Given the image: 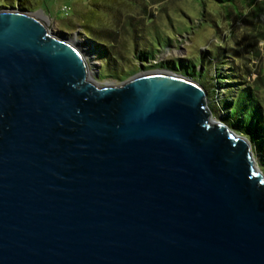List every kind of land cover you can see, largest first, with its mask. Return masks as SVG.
<instances>
[{"label": "water", "instance_id": "obj_1", "mask_svg": "<svg viewBox=\"0 0 264 264\" xmlns=\"http://www.w3.org/2000/svg\"><path fill=\"white\" fill-rule=\"evenodd\" d=\"M0 9V264H264V172L172 69L99 84Z\"/></svg>", "mask_w": 264, "mask_h": 264}, {"label": "trees", "instance_id": "obj_2", "mask_svg": "<svg viewBox=\"0 0 264 264\" xmlns=\"http://www.w3.org/2000/svg\"><path fill=\"white\" fill-rule=\"evenodd\" d=\"M44 1L1 0L0 9L15 8L17 5L33 11V8L41 7ZM79 1L87 3L85 13L89 17L96 16L97 23L103 21L109 13L106 9L112 3L105 0H73V3ZM123 1L134 9H141L142 13L126 14L121 25L104 22L98 26L87 21L94 18H82L83 23H80L85 26L81 33L94 43L103 58L99 78L123 81L150 66L171 68L198 81L210 96V90L215 93L218 88L214 85L215 77L210 74L215 66L220 72L216 75L217 79L235 83L230 88L232 99L220 102L229 106V114L223 122L250 139L264 172V0H190L198 7L192 9L196 16L188 11V7L170 4L169 0ZM153 5L156 10L151 9ZM203 21H211L223 39L233 43L230 48L219 45L217 58L208 48L202 51L203 58L208 57L211 62L207 78L205 64L192 65L187 56L178 58L180 67L177 58L169 62H152L158 53L183 44L181 37L184 35L188 34L190 38L188 26L198 28ZM223 65L225 68L221 70ZM253 74L256 76L253 77ZM209 105L213 112H217L219 107L211 101Z\"/></svg>", "mask_w": 264, "mask_h": 264}, {"label": "rangeland", "instance_id": "obj_3", "mask_svg": "<svg viewBox=\"0 0 264 264\" xmlns=\"http://www.w3.org/2000/svg\"><path fill=\"white\" fill-rule=\"evenodd\" d=\"M1 1V0H0ZM96 1V0H95ZM109 3V1H112L111 5L106 9L109 13L104 16L101 21V23H97L96 19L97 17H89L86 15L85 11L87 10V3L84 2H77L73 3V0H45L42 2L41 7L39 8H33V14L41 18L46 24L47 22L50 24L51 31L59 36H63L69 39H73V37H78L80 41L84 42L88 46V54L89 58H87L90 70L92 71V76L99 81V84H119L121 80L117 79H110V78H99V69L102 64L103 58L100 57V52L97 47H95L94 43L89 41L84 34L81 33V31L85 28V26L80 25V23H83L82 18L88 19V18H94L93 20H87L90 21V23H93L95 25H101L104 22H109L110 24H118L121 25V23L124 22L125 18L127 17L126 14L129 13H136L140 15L141 9H134L133 7L128 6L123 0H105ZM171 1L170 4H180V6H186L188 7V11L192 12L193 16L195 15V11H192L195 7L192 1L190 0H169ZM109 3V4H110ZM64 6H68V11H64ZM174 6V5H173ZM10 8V7H9ZM17 9H21L16 5ZM152 10H156V6L153 5ZM156 12V11H155ZM114 20V22H113ZM113 24V25H114ZM192 26H188L187 31L191 33L190 38L188 34L184 35V37H181L183 44H180V46H174L173 48H168L156 55V59H154L153 63L158 62H165L172 58H177L176 62L179 66L180 61L178 58H185L187 56L188 60L191 62L192 65H202L203 63L206 66V78L208 77V72L211 66V62L208 57L206 59L203 58L202 51L208 48L211 50V53L215 58L218 57V48L219 45L227 46L228 48L231 47L233 44L232 41H225L221 35V33L218 31V29L215 27L214 24L211 23V21H203V25L198 28H191ZM226 43V44H225ZM231 52V49H228ZM217 62L218 60H214ZM264 62V59H262ZM151 64V63H146ZM264 64V63H263ZM180 67V66H179ZM221 67V70L224 69ZM163 69H171V68H156L153 66H150L146 69H140L138 72H151V71H159ZM186 70V69H185ZM217 68L212 67L210 74L214 76V85L218 88L217 91L214 93V91L210 90V96L208 95L211 102H213L217 107V112L214 111V117L217 120L223 121L224 117L229 114V106L221 104V100L224 99L225 102L230 101L232 99V90L230 89L235 83H227L226 79H217ZM174 72L180 73V71L173 70ZM137 72V73H138ZM220 73V72H219ZM218 73V74H219ZM224 74V73H223ZM256 75L253 74V77ZM210 88V87H209ZM230 89V90H229ZM209 101V104H210ZM225 104V103H224ZM214 106V105H213ZM243 117V116H242ZM233 128V127H232ZM255 157L257 159V162L259 164V157L257 152L254 151ZM260 166V164H259ZM261 168V167H260Z\"/></svg>", "mask_w": 264, "mask_h": 264}, {"label": "bare ground", "instance_id": "obj_4", "mask_svg": "<svg viewBox=\"0 0 264 264\" xmlns=\"http://www.w3.org/2000/svg\"><path fill=\"white\" fill-rule=\"evenodd\" d=\"M47 26L50 28V24L47 22ZM81 50L82 52H84L86 58H89V54H88V46L79 40L78 37H73V39H71ZM90 75L92 76V72H90Z\"/></svg>", "mask_w": 264, "mask_h": 264}, {"label": "built area", "instance_id": "obj_5", "mask_svg": "<svg viewBox=\"0 0 264 264\" xmlns=\"http://www.w3.org/2000/svg\"><path fill=\"white\" fill-rule=\"evenodd\" d=\"M68 9H69L68 6H64V8H63V10L66 12L68 11Z\"/></svg>", "mask_w": 264, "mask_h": 264}]
</instances>
